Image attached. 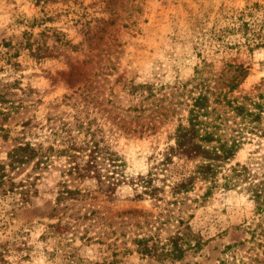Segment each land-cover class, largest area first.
<instances>
[{
  "label": "rangeland",
  "instance_id": "1",
  "mask_svg": "<svg viewBox=\"0 0 264 264\" xmlns=\"http://www.w3.org/2000/svg\"><path fill=\"white\" fill-rule=\"evenodd\" d=\"M199 92L264 104V0H0L5 127L29 121L45 135L65 125L72 136L79 124L98 129L131 177L160 158ZM256 140L246 142L234 164L248 160ZM63 164L55 161L36 197L0 206L7 212L1 239L18 234L33 247V261L22 264H42L40 236L65 212L55 204L57 183L70 180L60 175ZM67 185L93 191L86 181ZM203 192L197 185L178 196L181 203L165 205L174 200L170 194L155 204L134 199L123 185L111 197L93 193L79 206L93 205L116 229L121 221H148L161 239L181 218L200 244L174 264H264V213L239 189H216L201 201ZM81 253L91 255L87 248ZM129 263L170 264L136 256Z\"/></svg>",
  "mask_w": 264,
  "mask_h": 264
},
{
  "label": "trees",
  "instance_id": "2",
  "mask_svg": "<svg viewBox=\"0 0 264 264\" xmlns=\"http://www.w3.org/2000/svg\"><path fill=\"white\" fill-rule=\"evenodd\" d=\"M247 99L248 104L243 102ZM3 104L0 99V114ZM262 105L248 97L241 101L229 98L227 93L195 94L187 104L184 123L181 121L173 129L170 144L160 158H154L145 174L131 177L125 173L124 158L105 143L98 129H83L79 124L74 129L77 135L72 136L63 125L59 131L52 127L49 134L40 135L29 121L19 129L0 124V148H7L0 159V206L7 199L25 203L36 197L43 176L55 161L64 159L60 175L70 180L57 183L55 204L65 205V212L56 218V223L45 226L37 260L42 264H130V258L136 256L174 264L187 253H194L200 244L181 218L177 219L175 231L161 239L149 229L152 224L148 221H121L116 229L104 212L79 203L88 196L94 199L93 193L111 197L119 187L128 185L136 200L162 204L164 195L170 194L174 200L165 205H173L183 201H178V196L185 197L202 185L201 201L211 197L216 189H239L248 195L259 214L264 213ZM81 134L83 138H78ZM254 139L255 149L248 160L234 164L237 153ZM75 181L89 182L93 191L69 188L67 183ZM6 215L5 209H0V264H14L11 258L18 264L32 262L33 247L18 234L12 239H1ZM86 248L91 252L87 257L81 253Z\"/></svg>",
  "mask_w": 264,
  "mask_h": 264
}]
</instances>
